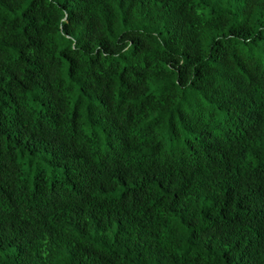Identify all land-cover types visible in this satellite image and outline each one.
Masks as SVG:
<instances>
[{"label": "trees", "instance_id": "16d2710c", "mask_svg": "<svg viewBox=\"0 0 264 264\" xmlns=\"http://www.w3.org/2000/svg\"><path fill=\"white\" fill-rule=\"evenodd\" d=\"M0 264H264V0H0Z\"/></svg>", "mask_w": 264, "mask_h": 264}, {"label": "rangeland", "instance_id": "374dc122", "mask_svg": "<svg viewBox=\"0 0 264 264\" xmlns=\"http://www.w3.org/2000/svg\"><path fill=\"white\" fill-rule=\"evenodd\" d=\"M24 166H26L25 164H24ZM49 171H50V173H52V174H55V175H59L60 174V172L58 171V170H52V168H49Z\"/></svg>", "mask_w": 264, "mask_h": 264}]
</instances>
